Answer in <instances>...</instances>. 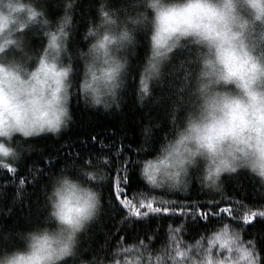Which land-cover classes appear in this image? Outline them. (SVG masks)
Returning a JSON list of instances; mask_svg holds the SVG:
<instances>
[{"label": "clouds", "instance_id": "obj_1", "mask_svg": "<svg viewBox=\"0 0 264 264\" xmlns=\"http://www.w3.org/2000/svg\"><path fill=\"white\" fill-rule=\"evenodd\" d=\"M78 3L0 0V169L40 151L35 138L68 130L74 102L118 112L132 96L147 117L137 205L166 206L193 185L223 195L241 172L264 197V0H94L83 18ZM107 159L102 150L44 172L37 218L0 226V264H264L244 227L219 216L195 233L181 221L110 244ZM96 231L106 239L93 248Z\"/></svg>", "mask_w": 264, "mask_h": 264}, {"label": "trees", "instance_id": "obj_2", "mask_svg": "<svg viewBox=\"0 0 264 264\" xmlns=\"http://www.w3.org/2000/svg\"><path fill=\"white\" fill-rule=\"evenodd\" d=\"M78 17L83 18L88 14H94V0H79L77 5ZM58 9L50 6V14L55 15ZM84 27V22L80 24ZM79 38V32H77ZM74 123L63 132L60 137L55 138L50 135L40 136L33 140V143L40 147V151L33 152L22 166H15V172L8 169H0V226L4 230L25 226L31 220L36 219L39 210L41 186L47 180L43 173L54 171L61 164L68 163L73 157L79 156L81 159L92 153L104 150L112 160V165L107 169L108 178L104 185V193L109 201L108 211L104 217L105 227L114 234L109 243H114L117 239L132 240L139 233L146 229L163 233L165 230L171 231L173 226L179 227L181 221L187 222L191 233L200 231L207 226L209 221L203 219L194 220L191 209L195 207L196 216L201 212L207 211L211 217L210 222H215L223 207H231L232 216L221 213L219 217L225 218L245 229L244 235L253 246L258 247L264 253V217L258 215L264 211V197L255 188V184L246 173L241 172L237 177H226V186L223 195L210 197L201 192L196 185L187 194H178L171 197L172 203L160 205L153 203V207H169L177 209L170 212H151L147 207L137 205L132 190L139 187L141 181L134 169L135 152L134 148L140 142V131L146 117V108L135 105L134 98L129 96L121 111L102 112L92 110L79 102H74L72 106ZM152 112L155 109L151 110ZM148 114H151L150 112ZM161 130H157L152 138L155 145L160 138ZM96 139L93 140L92 138ZM108 147L103 148L100 141ZM119 169V171H117ZM127 169V172H125ZM40 173L38 179L33 182V174ZM127 177V179H125ZM24 179V184L20 180ZM111 180V187H109ZM117 183L119 184L120 197L117 199ZM18 190L25 191L26 194L17 201L14 199ZM127 199L142 212H148L151 219L145 222H136L127 227L120 222V217L126 215L136 220L140 217L135 216L120 203V200ZM188 209L189 211H183ZM248 213L251 219L245 221L242 216ZM256 213V215H251ZM105 233L96 231L94 236L88 241L93 248L105 242Z\"/></svg>", "mask_w": 264, "mask_h": 264}, {"label": "snow or ice", "instance_id": "obj_3", "mask_svg": "<svg viewBox=\"0 0 264 264\" xmlns=\"http://www.w3.org/2000/svg\"><path fill=\"white\" fill-rule=\"evenodd\" d=\"M93 140H95L96 138L93 137L92 138ZM101 145L103 146V148H106L108 147L107 145H104V142L101 140L100 141ZM112 165V160L109 158V155H108V159H107V163H106V167L107 168H110ZM9 171L11 172H15L16 169L13 168L12 166H8L7 168ZM117 171H119V169H117ZM125 172H127V169H125ZM125 179H127V177H125ZM111 180H109V187H111ZM20 184L23 185L24 184V179L22 178L20 180ZM116 192H117V199H119L120 197V189H119V184L117 183V188H116ZM120 203L123 204L126 208H129L130 209V212L131 213H134L135 216L137 217H141V216H144V217H149L148 215V212H142L140 210V208L136 207L134 204H132V202L130 200H127V199H123V200H120ZM141 207H145V202L144 201H141L140 203ZM148 209H150L151 212H155V213H159V212H170V211H176L177 209H173V208H169V207H163V208H160V207H153V203L151 200H149L147 202V206H146ZM183 211H189L188 209H182ZM221 213H227L229 216H232V209L231 207H223L220 209V212L219 213H215L216 216H219ZM191 214H192V218L194 220H199V219H203L205 221H211V217L208 215V212L207 211H204V212H201L200 216L197 217L196 216V209L195 207H193V209H191ZM264 214V213H262ZM251 215H256V213H252ZM151 219V217H149ZM242 219H244L245 221L251 219V216L248 214V213H245L243 216H242ZM136 222H144L142 219L140 220H137ZM126 223V221H125Z\"/></svg>", "mask_w": 264, "mask_h": 264}]
</instances>
